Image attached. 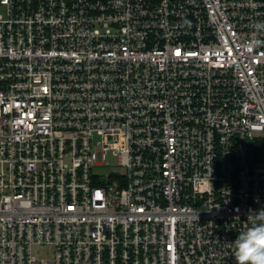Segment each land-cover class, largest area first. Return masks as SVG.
Listing matches in <instances>:
<instances>
[{
	"label": "built area",
	"instance_id": "2783aa9c",
	"mask_svg": "<svg viewBox=\"0 0 264 264\" xmlns=\"http://www.w3.org/2000/svg\"><path fill=\"white\" fill-rule=\"evenodd\" d=\"M253 39L264 0H0V264H235L264 204Z\"/></svg>",
	"mask_w": 264,
	"mask_h": 264
},
{
	"label": "clouds",
	"instance_id": "9594fccd",
	"mask_svg": "<svg viewBox=\"0 0 264 264\" xmlns=\"http://www.w3.org/2000/svg\"><path fill=\"white\" fill-rule=\"evenodd\" d=\"M250 43L256 47L264 42L253 39ZM246 217V226L231 240L235 264H264V204L249 208Z\"/></svg>",
	"mask_w": 264,
	"mask_h": 264
},
{
	"label": "snow or ice",
	"instance_id": "6c2138e0",
	"mask_svg": "<svg viewBox=\"0 0 264 264\" xmlns=\"http://www.w3.org/2000/svg\"><path fill=\"white\" fill-rule=\"evenodd\" d=\"M177 54H179V50H177Z\"/></svg>",
	"mask_w": 264,
	"mask_h": 264
}]
</instances>
